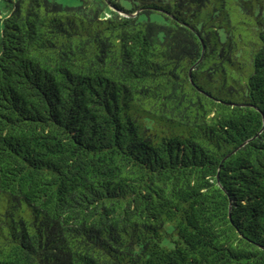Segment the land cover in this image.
Segmentation results:
<instances>
[{
    "label": "trees",
    "instance_id": "obj_1",
    "mask_svg": "<svg viewBox=\"0 0 264 264\" xmlns=\"http://www.w3.org/2000/svg\"><path fill=\"white\" fill-rule=\"evenodd\" d=\"M6 1L0 264H264V0Z\"/></svg>",
    "mask_w": 264,
    "mask_h": 264
},
{
    "label": "rangeland",
    "instance_id": "obj_2",
    "mask_svg": "<svg viewBox=\"0 0 264 264\" xmlns=\"http://www.w3.org/2000/svg\"><path fill=\"white\" fill-rule=\"evenodd\" d=\"M64 5L77 6L81 3V0H55ZM126 8H131L133 6V0H118ZM7 13V1L0 0V47H1V29L3 27V17ZM153 18H158L156 14L153 15Z\"/></svg>",
    "mask_w": 264,
    "mask_h": 264
}]
</instances>
